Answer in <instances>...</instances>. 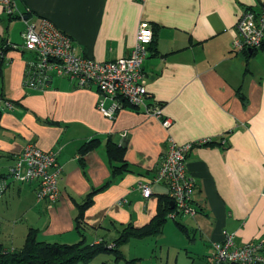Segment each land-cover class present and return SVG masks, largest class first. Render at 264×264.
I'll return each mask as SVG.
<instances>
[{
  "label": "crops",
  "instance_id": "crops-1",
  "mask_svg": "<svg viewBox=\"0 0 264 264\" xmlns=\"http://www.w3.org/2000/svg\"><path fill=\"white\" fill-rule=\"evenodd\" d=\"M14 2V13L0 3V46L4 41L14 45L6 54L9 61L0 80L6 93L1 100L12 103L3 105L0 117V176L9 180L0 197V244L18 249L31 231L47 242L113 239L119 235H112L120 233L101 234L108 212L125 220L136 210L139 218L134 226L148 225L157 214L159 197H170L169 186L153 183V193L146 198L140 182L154 177L170 136L178 143L206 137L216 142L194 147L188 155V171L196 181L193 200L197 213L177 220L190 229V236L177 221L170 224L169 217L162 232L134 235L155 237L161 252L159 264H215L212 241L222 239L224 230L235 234L237 244L264 241V44L248 51L233 47L241 14L259 10L264 0ZM145 20L154 33L142 64L146 86L150 99L163 104L164 114L172 118L170 127L148 116L144 107L127 106L111 119L97 107V84L80 87L52 70L47 72L46 84L26 83L29 73L39 78L46 74L36 62L56 59L26 47L24 33L30 26L38 28L50 21L72 36L77 54L116 60L131 52ZM110 140L126 148L132 173L95 196L85 211L82 233H71L75 240H54L52 237L73 232L77 202L111 175L106 151ZM29 142L58 150L61 198L56 203L37 199L38 182L16 184L8 176L16 156ZM91 143L96 148L82 161L80 150ZM123 197L135 207L126 205L128 200ZM169 231L175 237H186V243L169 239ZM141 251L136 248L134 262L129 264H142ZM152 251L149 257H153ZM111 255V262L118 264Z\"/></svg>",
  "mask_w": 264,
  "mask_h": 264
},
{
  "label": "built area",
  "instance_id": "built-area-1",
  "mask_svg": "<svg viewBox=\"0 0 264 264\" xmlns=\"http://www.w3.org/2000/svg\"><path fill=\"white\" fill-rule=\"evenodd\" d=\"M6 6L8 13H14L16 5L14 0H0ZM238 31L234 37V49L247 51L261 47L264 44V3L259 10L249 9L244 11L236 25ZM25 45L28 49L46 55L56 56L52 63L42 59L36 62L46 74L41 78L27 75L26 83L29 85L46 84L47 72L73 79L80 87L97 84L99 90L98 109L107 117L114 119L118 112L127 107H144L148 116L158 118L165 128L172 125V118L166 116L163 104L151 100L147 89L142 64L147 56L149 46L154 39L151 23L148 20L140 23L135 44L127 56L116 60H97L79 55L75 52L72 36L56 27L50 21H44L38 28L30 26L24 33ZM12 106L11 102L1 100V104ZM206 137L197 141L178 143L169 137V147L163 155L158 171L150 181H141L140 187L145 197L153 193L152 183L166 182L169 186V196L176 205L171 217L179 214L195 215L193 194L195 192V178L188 173L185 155L195 143L211 141ZM34 151L33 143L24 147V162L15 163L10 167L8 176L15 180L21 179L28 182L37 181V199H47L55 202L60 198L58 177L61 166L58 162V151ZM54 166L51 167V164ZM15 177V178H14ZM9 186L7 177L0 178V197ZM223 238L214 241L213 254L217 263L264 264L262 253L263 241L249 240L237 244L235 234L223 231Z\"/></svg>",
  "mask_w": 264,
  "mask_h": 264
},
{
  "label": "trees",
  "instance_id": "trees-1",
  "mask_svg": "<svg viewBox=\"0 0 264 264\" xmlns=\"http://www.w3.org/2000/svg\"><path fill=\"white\" fill-rule=\"evenodd\" d=\"M11 16V15H10ZM14 17V16H12ZM263 46V45H262ZM14 45L8 44L6 41L1 43L0 46V80L5 72V64L8 63L6 54L9 53ZM257 50V48H255ZM248 51V50H247ZM0 105L1 99L6 97L3 87H0ZM0 107V117L2 115ZM215 140L212 138L211 141L203 143H195L193 147L201 145H214ZM96 144L91 143L83 146L80 150L81 160L90 150L95 149ZM126 148L118 146L113 141H109L107 144V156L111 166V175L108 180L99 187L91 188L83 197L81 202H77L79 212L76 215V229L82 233L81 226L85 219V211L93 205L95 202V196L103 191H106L113 184L117 183L120 179L118 176L131 171L130 164L125 158ZM118 163V164H117ZM116 178V179H115ZM115 179V180H114ZM117 181V182H114ZM175 208L171 207V200L166 195L159 197L158 210L155 217L151 222L142 227L135 228L132 225L126 227L120 232L119 236L113 239L115 247L112 249L107 247L108 240L103 243L96 245L90 244L86 239H82L79 242L68 244L60 242H47L38 240L34 231L29 232V235L24 245L18 249H8L0 244V264H79L81 262H87L101 253H115L117 259L123 258L124 255L120 249V246L129 240L131 235H149L157 234L162 232L165 223L168 221V213L172 212ZM178 217L174 218L177 221L178 227L190 236V229L185 225L181 224L177 220ZM241 264V263H231Z\"/></svg>",
  "mask_w": 264,
  "mask_h": 264
},
{
  "label": "rangeland",
  "instance_id": "rangeland-1",
  "mask_svg": "<svg viewBox=\"0 0 264 264\" xmlns=\"http://www.w3.org/2000/svg\"><path fill=\"white\" fill-rule=\"evenodd\" d=\"M236 26V25H235ZM1 109L3 108V104L0 105ZM168 142H169V139H168ZM29 143H33V142H29ZM25 147V146H24ZM33 147H34V151H36L35 153L37 154V151H42L44 154L47 155L48 151H55V150H45L41 147L38 146V144L36 143H33ZM169 147V145H168ZM194 147L192 146L189 150H187L186 152V155H185V160L187 161V164H188V155L190 153V151L193 149ZM58 151V150H56ZM106 151H107V147H106ZM104 155H105V152H104ZM24 157H25V153H24V148L23 150L16 156V163L18 162H24ZM125 158H126V155H125ZM127 161V159H126ZM128 162V161H127ZM129 163V162H128ZM118 164V163H117ZM131 164V163H129ZM54 166V163L51 164V167ZM62 170V169H61ZM187 170H188V167H187ZM158 171V169L156 168L154 173H156ZM129 173H132V172H126L120 176H118V179H120L121 177H123L124 175L126 174H129ZM189 173V171H188ZM4 174H7V171L4 172ZM190 174V173H189ZM191 175V174H190ZM3 175L0 176V178H2ZM60 177V175H59ZM59 177H58V188H59V191H60V198H61V189L59 187ZM15 178V177H14ZM116 179V178H115ZM114 179V180H115ZM152 179V178H151ZM151 179L149 180H141V181H150ZM107 179V176L103 178L102 181L106 182ZM121 180V179H120ZM119 180V181H120ZM15 181H16V184H21V183H27L28 184V181L26 180H21V179H17L15 178ZM118 181V182H119ZM32 182H37V181H32ZM114 182H117V181H114ZM153 184V183H152ZM141 189V187H140ZM196 189V187H195ZM142 190V189H141ZM143 193V192H142ZM152 195V194H151ZM157 196V195H156ZM145 197V196H144ZM59 198V200H60ZM124 199H127L128 202L126 205L130 206L132 209L135 207V203L134 202H130V199L128 197H123ZM147 198V197H146ZM170 198V197H169ZM42 200H47V199H42ZM42 200H39V201H42ZM59 200L55 201V202H52V201H49L47 200L49 203H56L58 202ZM171 200V198H170ZM126 201V200H125ZM172 203H173V207L172 208H175L173 211L176 210V205L174 203L173 200H171ZM196 204V203H194ZM171 213L172 212H169L168 213V217L170 218V221L169 223L174 225V218L171 217ZM45 209H43V218H45ZM186 215H190V214H179L177 217L178 218H181V217H190V216H186ZM194 216V215H192ZM139 218V215L137 213V211H133L131 212V214L129 213L128 215V218L123 220L121 218H118L113 212H108V218L107 220H105L103 222V225L101 227V234L103 235H108L110 236L113 232H117V233H120L121 231H123L126 227H129L130 225H132L133 227L134 224L133 222L135 223V221ZM75 221H76V216H75ZM131 222V223H130ZM136 228V227H135ZM76 231H78L76 229V224H75V227H73V232H66L65 234H63L62 236H58V237H52L54 240H61V241H72V240H75L73 238H71V233H76ZM79 232V231H78ZM50 233V232H48ZM47 233V234H48ZM42 234L40 233V236ZM92 235V234H91ZM119 234H114L112 236L116 237L118 236ZM167 235L169 236V239L171 240H182L184 243H186V237H184L183 235H179L178 237H175L170 231L167 232ZM90 236V235H89ZM145 237H148V238H145ZM145 237H137V236H134V235H131L129 237V240L128 241H131L130 244L128 246H124L126 243H124L123 245L120 246V249L122 250V252L124 251V253L126 254V256L124 255L123 258H120V259H117V256L115 253H101L99 255H97L96 257H94L93 259L87 261V262H81L79 264H113L111 261L113 260L114 256L111 255V254H114L115 255V258L117 259L116 262H118V264H129V261H131L133 259V254L136 250L137 247H140L141 248V255L143 256V261H142V264H151V263H155V264H159L160 263V259L158 258V256H160V247L159 246H156L155 245V237H150V236H145ZM137 238H144V239H137ZM114 239V238H113ZM113 239L111 237H109L108 239V244H107V247L112 249L113 247H115V244L113 242ZM91 240H94V239H91L90 237H88V241L89 243L91 242ZM106 239H104V237H98L97 239H95L93 241V243H90L91 245L92 244H96V245H99L101 243H103ZM256 240H260V239H256ZM263 241V240H261ZM214 241H212V244H213ZM213 247V246H212ZM129 248H131L129 250ZM153 248V251H152V256L153 257H149V253L151 251V249ZM214 251V249H213ZM123 253V254H124ZM262 253L264 254V241H263V248H262ZM106 255H110L108 257V260H105V263H100V261H102L104 259V257H106ZM214 256V254H213ZM131 258V259H130ZM152 258V259H151ZM215 259V264H225V263H217L216 261V258L214 257ZM131 262H134V260H132ZM204 263V262H202ZM196 264H200V262H196Z\"/></svg>",
  "mask_w": 264,
  "mask_h": 264
},
{
  "label": "water",
  "instance_id": "water-1",
  "mask_svg": "<svg viewBox=\"0 0 264 264\" xmlns=\"http://www.w3.org/2000/svg\"><path fill=\"white\" fill-rule=\"evenodd\" d=\"M171 207H173V203H172V201H171Z\"/></svg>",
  "mask_w": 264,
  "mask_h": 264
},
{
  "label": "bare ground",
  "instance_id": "bare-ground-1",
  "mask_svg": "<svg viewBox=\"0 0 264 264\" xmlns=\"http://www.w3.org/2000/svg\"><path fill=\"white\" fill-rule=\"evenodd\" d=\"M224 237V236H223ZM217 241H219V240H217Z\"/></svg>",
  "mask_w": 264,
  "mask_h": 264
}]
</instances>
